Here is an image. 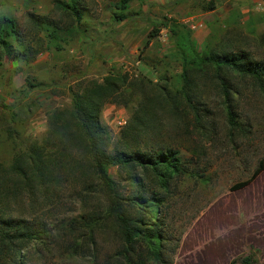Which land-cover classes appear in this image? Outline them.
<instances>
[{
  "label": "rangeland",
  "instance_id": "obj_1",
  "mask_svg": "<svg viewBox=\"0 0 264 264\" xmlns=\"http://www.w3.org/2000/svg\"><path fill=\"white\" fill-rule=\"evenodd\" d=\"M56 1L0 0V14L15 18L20 39L40 51L30 63H0V164L5 166L19 150L44 138L50 115L71 108L73 93L87 81H101L109 73L151 77L146 63L157 65L173 82L182 69L170 58L174 46L161 37L172 24L189 29L200 52L231 43L234 50H243L264 65V0H132L124 11L116 7L120 0H85L84 24L60 50L48 46L44 32L34 24L46 17L61 27L70 25L71 20L55 8ZM211 1L216 10L208 12ZM121 13L125 20L118 22ZM37 39L42 41L38 44ZM206 96L217 122L210 138L177 129L169 116L164 120L168 137L175 140L189 169L165 213L169 239L165 257L172 264H231L253 251L264 264V97L245 91L239 112L247 132L235 135L233 141L222 98L212 90ZM132 112L112 104L104 107L101 119L111 131V150ZM259 167L262 172L255 177ZM110 173L127 192L124 174L116 168ZM244 182L248 184L239 188ZM75 194L73 187L62 189L59 204L35 216L28 200L11 204L14 217L23 215L27 225L35 217L43 218L49 232L46 245H30L17 264L126 263L118 258L123 246L110 223L94 234L87 231L80 216L89 210ZM100 198L91 203L104 209L105 200Z\"/></svg>",
  "mask_w": 264,
  "mask_h": 264
},
{
  "label": "trees",
  "instance_id": "obj_2",
  "mask_svg": "<svg viewBox=\"0 0 264 264\" xmlns=\"http://www.w3.org/2000/svg\"><path fill=\"white\" fill-rule=\"evenodd\" d=\"M131 1L120 0L116 7L124 11ZM55 8L71 20L70 25L61 27L46 17L37 18L34 24L44 32L48 46L60 50L84 24L86 2L58 0ZM206 10L215 11V3L211 1ZM124 20L123 13L117 16L118 22ZM167 33L175 50L170 58L182 69L173 82L157 65L146 63L151 77L109 73L101 81H87L73 93L71 108L50 115L48 131L40 142L19 150L10 165L0 164V264H17L27 247L46 245L49 236L43 218L35 217L27 225L23 215H12L11 204L28 200L35 216L43 208L57 206L66 187H73L76 200L89 210L80 218L90 234L99 226L111 224L123 246L118 258H124L125 264H172L165 257L169 240L164 230L165 213L167 216L179 182L189 175V169L181 150L174 146L175 140L168 137L165 117L173 119L177 129L185 133L210 138L217 127L206 96L212 90L222 98L230 139L246 135L240 101L247 90L264 97V65L249 53L234 50L231 43L200 52L191 31L183 25L172 24ZM20 38L18 21L0 14V63H30L40 54ZM37 41L39 44L42 39ZM108 104L133 110L114 150L110 149L111 131L101 119ZM114 168L124 174L127 192L111 175ZM260 172L262 167L255 177ZM100 195L105 200L104 209L91 203L101 201ZM175 251L173 247L172 254ZM231 264L260 263L250 251Z\"/></svg>",
  "mask_w": 264,
  "mask_h": 264
},
{
  "label": "built area",
  "instance_id": "obj_3",
  "mask_svg": "<svg viewBox=\"0 0 264 264\" xmlns=\"http://www.w3.org/2000/svg\"><path fill=\"white\" fill-rule=\"evenodd\" d=\"M161 37H163L164 39L166 38V40L169 38L166 30L162 31Z\"/></svg>",
  "mask_w": 264,
  "mask_h": 264
}]
</instances>
